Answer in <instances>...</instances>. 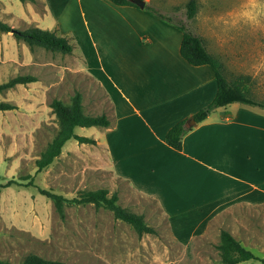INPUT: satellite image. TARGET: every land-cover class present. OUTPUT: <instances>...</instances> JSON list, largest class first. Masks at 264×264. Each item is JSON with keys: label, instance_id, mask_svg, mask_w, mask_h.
<instances>
[{"label": "rangeland", "instance_id": "1", "mask_svg": "<svg viewBox=\"0 0 264 264\" xmlns=\"http://www.w3.org/2000/svg\"><path fill=\"white\" fill-rule=\"evenodd\" d=\"M143 1L201 37L207 51L222 65L226 79H244L249 96L264 103V0H195L196 14L190 21L185 17L189 0ZM43 3L50 14L44 13ZM62 5L63 0H0V20L14 29H45L47 23L57 20ZM74 22H69L73 42L87 52L90 42L83 21L77 16ZM73 61L72 54L41 47L31 51L11 32L0 33V83L19 75L36 79L0 93V101L16 106L0 111V182L33 183L1 189L0 260L18 264L34 254L63 264H223L217 246L220 231L225 230L264 261V210L252 211L249 216L245 212V227L225 220L219 226L212 224L207 236L179 245L156 202L137 195L113 176L102 163L96 143L70 140L46 170L35 172L36 159L59 129L50 107L53 99L69 105L78 92L85 115L108 117L110 104L102 88L84 72H73ZM75 133L96 136L99 128H76ZM99 188L109 194L116 192L118 204L142 215L155 233L138 235L110 211L92 204L65 203L60 215L53 201L38 191L45 189L71 199ZM239 264L262 263L250 260Z\"/></svg>", "mask_w": 264, "mask_h": 264}, {"label": "crops", "instance_id": "2", "mask_svg": "<svg viewBox=\"0 0 264 264\" xmlns=\"http://www.w3.org/2000/svg\"><path fill=\"white\" fill-rule=\"evenodd\" d=\"M77 16L88 53L73 42L69 22ZM44 28L71 40L70 69L92 77L110 104L109 126L87 136L102 163L134 193L156 202L177 244L207 236L212 224L225 220L245 227V212L264 210V108H217L191 125L180 150L165 143L167 131L183 120L190 126L217 90L208 66L181 58L182 33L173 24L109 0H63L57 20Z\"/></svg>", "mask_w": 264, "mask_h": 264}, {"label": "trees", "instance_id": "3", "mask_svg": "<svg viewBox=\"0 0 264 264\" xmlns=\"http://www.w3.org/2000/svg\"><path fill=\"white\" fill-rule=\"evenodd\" d=\"M116 6H132L138 8L129 0H109ZM21 3L31 2L35 0H20ZM145 9L154 13L158 18L168 23L173 24L182 33V39L179 46V54L181 58L191 66H208L214 75L217 90L213 100L192 115L191 120L197 124L204 119L215 109L238 103L251 107L264 108V103L256 101L249 96L250 90L245 80L235 79L228 81L223 74L222 65L215 59L206 49L201 37L191 32L185 24H176L169 16L162 14L152 8L145 6ZM196 14L195 0H189L185 6V17L187 21L193 19ZM12 33L16 41H23L29 48L41 47L52 53H60L62 55H70L73 51V45L67 38L57 36L54 32L40 29L38 27H28L23 30L14 29L6 22L0 20V33ZM36 81L32 76L19 75L5 82L0 83V93L9 90L16 85H25ZM50 107L53 110L58 122L59 129L56 136L48 143L44 151L41 152L38 159L35 161L36 173H41L46 170L53 161L61 154L62 148L70 140H75L78 143L95 144L94 139L79 136L75 133L76 128L89 127H107L110 124L108 117L105 114L97 116L85 115L82 112L81 95L75 92L69 105L63 104L57 99H53ZM16 106L0 101V111L14 110ZM187 121L183 120L174 124L165 135V143L175 149H181V140L187 134L192 126H187ZM1 180V177H0ZM12 185L33 186L32 181L25 185L17 181L10 180L6 184L0 182V192L2 188ZM40 194L51 199L57 212L62 215L65 203L69 204H92L96 208L102 207L113 214L116 220H120L130 225L138 235L154 234L152 227L146 224L144 217L139 214L132 213L118 204V194L116 192L109 194L106 189L99 188L78 193L76 197L65 199L63 196L53 193L49 190L39 189ZM221 254L223 264H239L250 260L260 261L264 264L263 259H259L251 251L245 249L230 233L225 230L220 231V243L217 246ZM0 264H10L6 261H1ZM18 264H63L59 261L47 260L37 255L31 254L24 258Z\"/></svg>", "mask_w": 264, "mask_h": 264}, {"label": "water", "instance_id": "4", "mask_svg": "<svg viewBox=\"0 0 264 264\" xmlns=\"http://www.w3.org/2000/svg\"><path fill=\"white\" fill-rule=\"evenodd\" d=\"M131 1L132 3H134L137 7L143 9L145 7V2L143 0H129ZM194 124V120H190L188 122V125H193Z\"/></svg>", "mask_w": 264, "mask_h": 264}]
</instances>
